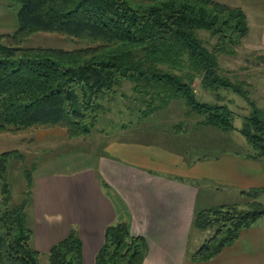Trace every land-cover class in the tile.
<instances>
[{
    "label": "trees",
    "instance_id": "16d2710c",
    "mask_svg": "<svg viewBox=\"0 0 264 264\" xmlns=\"http://www.w3.org/2000/svg\"><path fill=\"white\" fill-rule=\"evenodd\" d=\"M20 4L18 28L0 42V133L33 127L59 128L67 139L89 136L108 100L124 82L143 109L141 117L181 102L186 114L199 117L196 130H235L227 104L197 99L195 81L219 98V89L244 98L251 112L236 129L251 146L249 158L264 157V109L250 100L242 85L219 73V54H233L248 34L244 11L215 0H14ZM216 41L209 49L199 36ZM52 33L87 42L74 50L23 47L33 34ZM11 41V42H10ZM182 122L174 126L181 128ZM18 150L0 152V264H40L30 245L24 199L11 204L7 183ZM28 176V175H27ZM30 177V175H29ZM30 179L28 185L30 187ZM28 193V190H27ZM264 186L241 191L245 209L221 204L195 211V230L214 229L190 259L208 262L233 244L240 232L264 216L257 199ZM146 242L132 236L125 222L108 225L94 264H143ZM48 264H83L82 242L75 229L51 246Z\"/></svg>",
    "mask_w": 264,
    "mask_h": 264
},
{
    "label": "crops",
    "instance_id": "0c3cea01",
    "mask_svg": "<svg viewBox=\"0 0 264 264\" xmlns=\"http://www.w3.org/2000/svg\"><path fill=\"white\" fill-rule=\"evenodd\" d=\"M228 3L247 8L253 23L259 26L257 45L264 52V0ZM246 18L248 23L249 15ZM124 143L106 144L93 155L91 166L34 178L30 241L35 250L47 253L70 229H75L82 242L83 264H94L105 228L125 222L132 236L145 239L143 264H264V216L242 230L237 240L211 261L190 259L204 239L195 234L191 241L194 212L198 207L202 210L213 207V189L190 179L199 177L205 184L218 182L244 196L241 191L264 186V157L228 155L214 163H202L215 164L211 175L207 165L201 172L198 164L190 168L179 156L180 151L166 153L162 144L161 148L155 147L159 151L150 160L146 153L139 155ZM209 147L213 145L202 148ZM121 149H127V155L133 159L141 156V164L118 158L116 154L123 152Z\"/></svg>",
    "mask_w": 264,
    "mask_h": 264
},
{
    "label": "rangeland",
    "instance_id": "374dc122",
    "mask_svg": "<svg viewBox=\"0 0 264 264\" xmlns=\"http://www.w3.org/2000/svg\"><path fill=\"white\" fill-rule=\"evenodd\" d=\"M216 1L231 7L239 6L229 4V0ZM241 8L247 16L249 15V32L242 39L241 44L235 48L233 54L218 55L219 73L233 83L238 85L243 83L242 90L247 91L250 100L256 107L264 109V52L257 45L259 26L253 23L254 19L250 18L247 8ZM19 9L20 4L17 1L0 0V42H7L9 36L18 28ZM198 33L206 42V46L211 49L216 40L210 38L204 31ZM86 45L85 41L52 33L33 34L22 42L23 47L64 50H74ZM194 89L197 99L201 102L227 104L235 115L236 129L242 127L243 117L251 112V107L244 98L230 90L219 89V98H216L214 94L203 90L198 81H195ZM137 98L132 90V84L124 82L116 93L103 102L104 111L100 114L99 122L93 132L86 137L71 140L66 138L62 129L44 127H33L18 133H0V152L18 150L23 154V159L8 162L7 183L11 204H18L24 199L27 201L25 213L29 228H31L30 207L34 178L58 171L69 172L91 166L94 160L93 155L101 152L104 146L112 141L116 143L125 141V147L135 149L134 151H137L139 155L146 153L150 160L159 151L155 147L166 146L164 147L166 153L172 150L180 151L179 156H183L188 167H195L198 164L199 172L203 171L207 165L202 163H214L213 161L216 162L217 159L228 157V155L249 158L248 156L253 153L251 146L236 129L224 133L214 132L211 129L195 130V123L199 117L194 114L187 115V109L181 102L173 101L166 109L149 117H141L139 110L143 109V105L135 100ZM179 122H182V125L178 130L174 126ZM177 139L180 140L177 141ZM209 144L213 147L202 148ZM124 149H121L123 152H117L118 158L125 162L141 164V156L133 159L127 155V149ZM207 166L210 168L208 173L212 175L211 168L216 167L215 164ZM29 179L30 187L27 186ZM192 180L190 179L191 182L196 181L199 186H209L213 189L212 206L227 203L237 205L240 209L246 208L245 203L249 199L238 192L233 193V189L223 188V184L218 182L205 184V180L199 177ZM1 188L0 181V201ZM257 200L264 204V193L260 194ZM201 210L200 207L197 208V211ZM213 231L214 229L206 231L193 229L191 241L195 234L204 237V241L212 235ZM30 245L33 246L32 241ZM39 263L48 264L47 253L40 252Z\"/></svg>",
    "mask_w": 264,
    "mask_h": 264
}]
</instances>
